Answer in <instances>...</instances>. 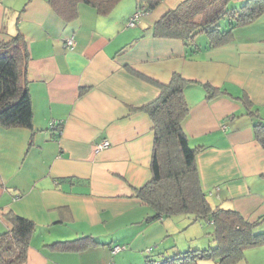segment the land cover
I'll return each mask as SVG.
<instances>
[{"label": "crops", "instance_id": "obj_1", "mask_svg": "<svg viewBox=\"0 0 264 264\" xmlns=\"http://www.w3.org/2000/svg\"><path fill=\"white\" fill-rule=\"evenodd\" d=\"M181 1L161 0L128 26L137 0H119L108 13L81 3L71 21L50 0H0V44L21 35L29 49L23 82L33 126L0 125V233L11 229V213L37 225L18 264H153L215 245L213 220L149 218L153 207L137 195L153 176L145 106L174 74L188 80L184 130L191 146L201 147L197 166L208 200L238 210L264 232V147L253 126L264 120V11L223 44L210 46L199 35L192 52L196 46L181 39L154 35L155 22ZM103 140L108 146L97 151ZM87 235L97 243L52 246ZM232 264H264V241Z\"/></svg>", "mask_w": 264, "mask_h": 264}, {"label": "trees", "instance_id": "obj_2", "mask_svg": "<svg viewBox=\"0 0 264 264\" xmlns=\"http://www.w3.org/2000/svg\"><path fill=\"white\" fill-rule=\"evenodd\" d=\"M119 0H50L65 21L79 16V4L88 3L100 13H108ZM161 0H137L138 9L155 8ZM230 0H183L169 9L154 24V35L181 39L196 46L199 34H206L210 46L231 39L236 26L247 23L264 11V0H246L236 9H229ZM229 18L228 27L221 29L219 21ZM29 58L27 42L17 35L0 44V125L33 126L31 95L23 82ZM187 79L174 74L161 87L160 94L145 108L152 118L154 132L152 178L137 188V195L151 205L154 215L168 217L177 213L192 214L199 220H213L214 246L195 248L166 257L159 264H198L199 259L219 258V264L240 260L245 248L264 241V232L255 231L257 222H250L232 208L213 207L201 184L197 154L201 147H192L184 130V120L190 106L184 88ZM208 96L216 93L206 86ZM62 122L57 124L61 128ZM255 136L264 147V120L254 122ZM1 183V176H0ZM11 229L0 233V264H18L27 257L28 247L36 229V222L22 215L10 214ZM148 219V218H147ZM97 243L92 236L60 240L52 244L64 250H79Z\"/></svg>", "mask_w": 264, "mask_h": 264}, {"label": "built area", "instance_id": "obj_3", "mask_svg": "<svg viewBox=\"0 0 264 264\" xmlns=\"http://www.w3.org/2000/svg\"><path fill=\"white\" fill-rule=\"evenodd\" d=\"M142 11L140 9H137L129 18V21H128V26H135L137 20L139 19L140 15H141ZM66 44L68 47H71L73 48L75 46V39L73 36H70L67 38L66 40ZM109 144V142L107 140H103L101 141L100 143H98L96 145V150L99 151L100 149L104 148V147H107ZM122 246H119V245H116L115 246V250H119L121 249ZM151 248L148 249V251H150ZM153 264H159V261H154Z\"/></svg>", "mask_w": 264, "mask_h": 264}, {"label": "rangeland", "instance_id": "obj_4", "mask_svg": "<svg viewBox=\"0 0 264 264\" xmlns=\"http://www.w3.org/2000/svg\"><path fill=\"white\" fill-rule=\"evenodd\" d=\"M219 24H220V26H221V29H224V28H226V27H228V24H229V18H222L220 21H219ZM200 36L202 35V36H204V37H206V34H199ZM199 35L197 36V39H196V41L198 40H200V38H198L199 37ZM181 215H183V214H181ZM181 217H184V216H181ZM176 235H179V233H176Z\"/></svg>", "mask_w": 264, "mask_h": 264}]
</instances>
